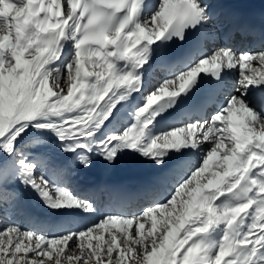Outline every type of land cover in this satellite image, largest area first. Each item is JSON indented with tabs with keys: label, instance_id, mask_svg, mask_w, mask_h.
Returning a JSON list of instances; mask_svg holds the SVG:
<instances>
[{
	"label": "snow or ice",
	"instance_id": "obj_1",
	"mask_svg": "<svg viewBox=\"0 0 264 264\" xmlns=\"http://www.w3.org/2000/svg\"><path fill=\"white\" fill-rule=\"evenodd\" d=\"M224 17L209 0H0V264H264V50L209 51ZM127 156L162 170L103 209L68 186ZM9 183L53 213L29 217L39 231L5 224L23 211Z\"/></svg>",
	"mask_w": 264,
	"mask_h": 264
},
{
	"label": "bare ground",
	"instance_id": "obj_2",
	"mask_svg": "<svg viewBox=\"0 0 264 264\" xmlns=\"http://www.w3.org/2000/svg\"><path fill=\"white\" fill-rule=\"evenodd\" d=\"M220 23L221 22L215 21L210 24V28H212L215 33L214 41L209 42V47L213 50L222 48V46L217 45V41L222 32L220 27H218ZM232 50L237 52L247 51L245 47L234 48ZM253 63L255 64V62ZM244 71L247 72L250 71V69H244ZM230 77L231 85L239 87L238 81L241 79L239 71L233 70ZM160 79H163V75H161ZM233 94L239 95L238 92H233ZM161 170V166H156L140 156L124 157L115 167H109L103 161L97 159L90 168L85 169L78 166L68 186L77 196L90 199L97 195L100 198L105 197L107 200L111 201L110 192L113 189H117L120 186L139 189L150 181L152 176L158 175ZM100 176H102L103 179L100 180ZM114 180L117 181V184L113 183ZM7 190L10 196L15 192L22 193L20 207L23 211L20 213H13L11 211L12 205L9 204L6 209L8 220L5 221V224L12 222L20 225L24 229L39 231L40 229L36 228L34 224L30 222L29 217L40 219L53 217V213L41 203L35 192L23 188L19 183H9ZM82 193L88 194V196L84 197ZM94 202L98 204L99 200H95ZM92 219L94 218L81 217L79 226L82 227L91 224ZM3 227L4 225H0V228ZM113 231H115V229H113ZM48 234L51 235V233Z\"/></svg>",
	"mask_w": 264,
	"mask_h": 264
},
{
	"label": "rangeland",
	"instance_id": "obj_3",
	"mask_svg": "<svg viewBox=\"0 0 264 264\" xmlns=\"http://www.w3.org/2000/svg\"><path fill=\"white\" fill-rule=\"evenodd\" d=\"M107 238V237H106ZM29 255H31V254H29Z\"/></svg>",
	"mask_w": 264,
	"mask_h": 264
}]
</instances>
